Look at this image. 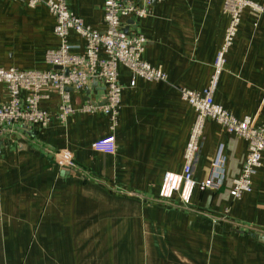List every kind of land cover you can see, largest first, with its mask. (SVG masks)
Masks as SVG:
<instances>
[{
  "label": "crops",
  "instance_id": "1",
  "mask_svg": "<svg viewBox=\"0 0 264 264\" xmlns=\"http://www.w3.org/2000/svg\"><path fill=\"white\" fill-rule=\"evenodd\" d=\"M64 1L84 25L104 30L103 0ZM250 1L258 10H242L212 99L257 126L264 118V0ZM227 22L222 0H162L146 17L121 19L128 34L144 37L141 59L162 71L164 82L117 65L113 129L97 109L78 111L86 101L103 104L102 85L89 81L84 90L69 91L73 112L63 120L56 118L59 96L44 90L38 108L50 121L40 128L15 124L0 136V264H264V153L250 191L229 195L246 153L242 137L206 119L192 180L206 178L221 147V187L193 189L189 211L176 207V197L157 199L163 174L181 171L194 120L178 89L205 90ZM53 25L41 4L0 0V67L48 70L45 52L58 45ZM66 39L77 47L72 53H83L80 36L69 31ZM110 134L113 153L92 149ZM59 151L70 155L77 172L57 167ZM215 216L225 220L212 224Z\"/></svg>",
  "mask_w": 264,
  "mask_h": 264
},
{
  "label": "built area",
  "instance_id": "2",
  "mask_svg": "<svg viewBox=\"0 0 264 264\" xmlns=\"http://www.w3.org/2000/svg\"><path fill=\"white\" fill-rule=\"evenodd\" d=\"M28 7L43 5L54 18L53 34L58 45L45 52L44 59L48 70L32 71L0 67V85L6 92V100L0 102V136L7 133L15 124L30 128L45 126L51 117L38 108V101L45 98L44 90L54 91L60 99L56 118L63 120L73 112L69 104V91L79 92L89 81L99 82L104 91V101L99 107L86 101L79 112L98 110L108 118L110 128L116 125L120 108V86L117 83V65L124 66L133 76L145 81L166 80L165 74L141 59L145 39L140 34L123 31L121 19L143 18L150 13L155 2L162 0H103V31H95L84 25L81 19L67 11L64 0H12ZM223 12L228 16L221 44L215 54L207 87L202 92L179 88L180 98L188 103L194 120L182 154V167L178 174L164 173L157 194L160 201L171 202L177 199V208L190 209L193 189L198 191L217 190L224 180L225 159L221 147L211 158L206 178L195 183L192 180L193 165L198 156L204 121L209 119L225 132L246 140V153L238 175L231 180L229 195L238 198L250 191V180L260 166V155L264 153V118L257 126L252 117H233L215 104L212 95L223 70L224 55L232 44L241 12L244 8L257 11L258 7L250 0H222ZM73 31L84 40L82 54H74L77 49L67 43V34ZM99 53L103 57H99ZM94 151L113 153L114 138L110 134L91 144ZM56 165L62 170L77 172L76 165L66 151L54 153ZM161 201V202H162ZM224 216L212 217L210 222L224 221Z\"/></svg>",
  "mask_w": 264,
  "mask_h": 264
},
{
  "label": "water",
  "instance_id": "3",
  "mask_svg": "<svg viewBox=\"0 0 264 264\" xmlns=\"http://www.w3.org/2000/svg\"><path fill=\"white\" fill-rule=\"evenodd\" d=\"M123 31H124L125 33H127V30H126V28H124V29H123Z\"/></svg>",
  "mask_w": 264,
  "mask_h": 264
},
{
  "label": "rangeland",
  "instance_id": "4",
  "mask_svg": "<svg viewBox=\"0 0 264 264\" xmlns=\"http://www.w3.org/2000/svg\"><path fill=\"white\" fill-rule=\"evenodd\" d=\"M84 103H85V102H84ZM84 103H83V104H84ZM97 184H98V183H97ZM161 201H162V200H160L159 202H161ZM162 202H164V201H162ZM162 202H161V203H162ZM180 210H181V209H180Z\"/></svg>",
  "mask_w": 264,
  "mask_h": 264
},
{
  "label": "trees",
  "instance_id": "5",
  "mask_svg": "<svg viewBox=\"0 0 264 264\" xmlns=\"http://www.w3.org/2000/svg\"><path fill=\"white\" fill-rule=\"evenodd\" d=\"M164 203H166V202H164ZM167 206H169V205H167Z\"/></svg>",
  "mask_w": 264,
  "mask_h": 264
}]
</instances>
